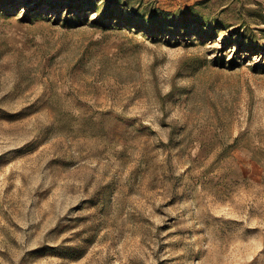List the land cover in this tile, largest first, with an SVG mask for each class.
<instances>
[{"label":"rangeland","instance_id":"obj_1","mask_svg":"<svg viewBox=\"0 0 264 264\" xmlns=\"http://www.w3.org/2000/svg\"><path fill=\"white\" fill-rule=\"evenodd\" d=\"M0 264H264V0H0Z\"/></svg>","mask_w":264,"mask_h":264}]
</instances>
